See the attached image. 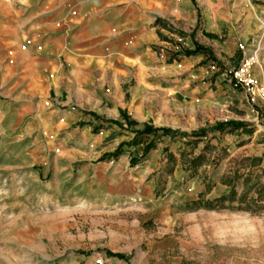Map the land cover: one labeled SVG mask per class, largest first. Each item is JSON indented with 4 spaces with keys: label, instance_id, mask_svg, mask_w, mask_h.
Returning <instances> with one entry per match:
<instances>
[{
    "label": "rangeland",
    "instance_id": "obj_1",
    "mask_svg": "<svg viewBox=\"0 0 264 264\" xmlns=\"http://www.w3.org/2000/svg\"><path fill=\"white\" fill-rule=\"evenodd\" d=\"M231 37L230 53L244 51L243 58L227 55L204 66L168 55L176 48L166 45V77L189 70L191 76L148 103L150 124L187 133L206 128L203 137L159 138L149 153L143 144L130 159L128 152L113 155L125 140L114 131L66 130L45 126L44 118L40 128L26 131L31 118L17 120L4 108L0 264H110L109 252L123 264H264V197L257 191L264 184V97L252 96L233 77L248 59L256 78L259 61L235 33ZM228 120L247 122L249 132L210 130ZM200 154L205 160L190 168ZM224 194L228 199L218 203ZM165 239L175 240L171 250L153 247Z\"/></svg>",
    "mask_w": 264,
    "mask_h": 264
},
{
    "label": "crops",
    "instance_id": "obj_2",
    "mask_svg": "<svg viewBox=\"0 0 264 264\" xmlns=\"http://www.w3.org/2000/svg\"><path fill=\"white\" fill-rule=\"evenodd\" d=\"M262 6L252 0H0V114L11 107L17 120L31 118L26 131L40 128L44 118L45 126L114 131L125 139L122 144L129 142L134 133L121 110L141 125L151 123L150 98H165L161 91L168 84L191 76L189 70L166 77L168 44L176 50L167 54L179 60L220 64L223 56L233 61L244 56L229 51L235 33L245 53L254 52L251 59L259 61L254 76L264 85ZM236 21L241 24L234 26ZM198 46L206 50L184 53ZM155 88L156 93L150 90ZM142 145H124L123 152L131 159ZM175 243L165 239L152 245L168 252ZM105 259L123 264L112 252Z\"/></svg>",
    "mask_w": 264,
    "mask_h": 264
},
{
    "label": "trees",
    "instance_id": "obj_3",
    "mask_svg": "<svg viewBox=\"0 0 264 264\" xmlns=\"http://www.w3.org/2000/svg\"><path fill=\"white\" fill-rule=\"evenodd\" d=\"M201 50H206L203 46H198L195 50H184V53L186 55H192L195 54ZM121 117L125 120L127 127L129 129H132V133H134V137L131 141L125 142L119 146L117 151L113 155H118L123 152V146L124 145H135L138 146L140 144H144L143 153H149L152 149L156 147L157 139L163 138V137H170L172 139H175L178 135H181L185 138H188L190 136L193 137H203L207 134L208 129L203 128L199 131H194L192 133L187 132H180L179 130H175L168 127H158L150 123L140 124L135 119L131 118L125 111L121 110ZM112 123L123 125V123L120 120H112ZM248 124L245 121L241 120H228V121H221L217 122L215 125H213L210 130L211 131H217L220 133H235L239 130H243L246 132H249L247 129ZM251 131V130H250ZM259 158L256 157H248L245 158V161H251L255 163ZM205 160V155L200 154L196 157H194L190 165L192 169L196 168L198 165L202 163V161ZM131 163L134 165L135 161L132 159ZM225 183L231 185V181L226 180ZM235 189L233 188V192L229 196L231 199H234L235 197ZM257 191L259 192V197H264V184H262L259 188H257ZM228 199V194H224L220 198H218L216 201L218 203L224 202ZM213 202V201H212Z\"/></svg>",
    "mask_w": 264,
    "mask_h": 264
},
{
    "label": "built area",
    "instance_id": "obj_4",
    "mask_svg": "<svg viewBox=\"0 0 264 264\" xmlns=\"http://www.w3.org/2000/svg\"><path fill=\"white\" fill-rule=\"evenodd\" d=\"M241 48L243 49V46H241ZM250 65V60L247 59L246 63L243 64L237 72H234L233 77L238 80V82L244 83L252 96L258 95L264 97V85H260L258 80L251 75L249 71ZM97 264H105V262L103 259H98Z\"/></svg>",
    "mask_w": 264,
    "mask_h": 264
}]
</instances>
